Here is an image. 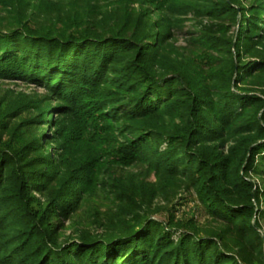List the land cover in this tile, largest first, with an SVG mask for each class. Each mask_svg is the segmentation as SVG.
<instances>
[{
	"label": "trees",
	"instance_id": "trees-1",
	"mask_svg": "<svg viewBox=\"0 0 264 264\" xmlns=\"http://www.w3.org/2000/svg\"><path fill=\"white\" fill-rule=\"evenodd\" d=\"M0 6V264H264V0Z\"/></svg>",
	"mask_w": 264,
	"mask_h": 264
},
{
	"label": "rangeland",
	"instance_id": "rangeland-1",
	"mask_svg": "<svg viewBox=\"0 0 264 264\" xmlns=\"http://www.w3.org/2000/svg\"><path fill=\"white\" fill-rule=\"evenodd\" d=\"M55 1V0H54ZM6 12L5 10L1 9L0 6V23L6 21ZM206 24V23H205ZM207 25V24H206ZM187 29H189L190 24L187 23ZM193 26V25H192ZM234 30L236 27H233ZM233 31V29L231 30ZM176 42L174 46L180 47L183 46L184 42L182 40V36H180V33L175 34ZM5 90H13L17 92H23V93H32L35 91L36 93H41L42 91L40 89H37L34 87V85H21L20 83H9V82H1L0 83V94ZM46 129V126H42L41 130ZM137 171V170H136ZM126 173V172H124ZM118 179L125 182L127 180V176H117ZM154 180L153 177H150L148 181L152 182ZM111 184V183H110ZM107 192V189L100 190V195L97 199H92L89 204H85L81 207L79 213L73 217L69 221H65L63 223V234L65 236L74 234L73 231H86L90 234H95L96 232L100 233L101 229L98 228V226L93 222V215L90 214V211L97 210L100 216L98 217L99 220H103L102 214L106 213H112L115 210V207L110 205V203L106 200V196L101 192ZM156 208L162 207L164 204L161 200H156L154 202ZM174 209L176 218H179L182 213L184 214H195L196 222L199 226L207 225V220L203 216L202 212L198 209L193 212V210L196 208V204L194 202V197L191 193H186L184 191H180L178 193V197L175 200L174 203ZM179 204V205H177ZM159 205V206H157ZM93 209V210H92ZM108 209L110 210L108 212ZM165 217L164 213H161V215L155 217L157 220H163ZM262 227L264 228V221L261 222Z\"/></svg>",
	"mask_w": 264,
	"mask_h": 264
}]
</instances>
